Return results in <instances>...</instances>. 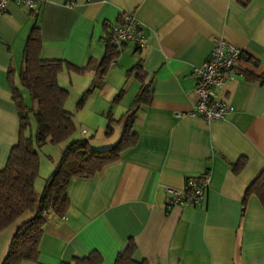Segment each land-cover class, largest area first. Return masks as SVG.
Masks as SVG:
<instances>
[{
  "label": "crops",
  "instance_id": "obj_1",
  "mask_svg": "<svg viewBox=\"0 0 264 264\" xmlns=\"http://www.w3.org/2000/svg\"><path fill=\"white\" fill-rule=\"evenodd\" d=\"M35 13L11 4L0 22V171L20 135L14 89L32 107L20 76L36 24L41 60L82 69L65 67L58 76L70 92L66 109L72 114L75 101L97 83L105 84L106 94L97 97L105 108L116 103L119 91L132 90L130 110L140 89H147L133 127L136 145L96 176L71 180V207L63 219L46 217L36 264L72 262L94 251L103 264H115L130 240L137 246L135 260L148 264H264V205L247 196L264 171V0L246 7L238 0H48ZM125 14L140 23L148 44L122 46L101 80L111 26ZM217 37L244 55L240 75L216 90L234 113L207 123L193 114L199 103L195 71L210 58ZM112 115L115 122L123 117ZM31 129L35 137L37 126ZM40 159L39 178L47 175L36 182L41 191L45 183L38 187V181L51 177L56 162ZM207 172L203 204L168 207V189L183 192L189 179ZM34 217L27 211L0 232V264L18 230Z\"/></svg>",
  "mask_w": 264,
  "mask_h": 264
},
{
  "label": "trees",
  "instance_id": "obj_2",
  "mask_svg": "<svg viewBox=\"0 0 264 264\" xmlns=\"http://www.w3.org/2000/svg\"><path fill=\"white\" fill-rule=\"evenodd\" d=\"M252 0H238L246 7ZM31 10V14L40 12ZM39 26L36 24L25 49L24 65L21 71L22 86L31 96L32 107H28L19 90L14 89L13 99L17 105L20 119V135L18 143L13 147L6 167L0 171V232L11 226L27 211L35 212V217L23 225L10 245L4 264H21L23 262L39 263L40 242L44 234L47 216L54 214L63 219L71 207L68 187L73 178L90 179L107 166L121 160L123 154L136 145L138 136L134 132L136 114L146 100L147 89L141 88L131 109L123 115L119 122H124L120 141L112 149L95 150L88 139L72 141L55 164L51 177L38 194L36 182L39 178L41 159L39 150L47 145H59L69 141L76 133L74 115L66 109L70 92L62 88L58 76L65 67L80 72L82 69L72 67L64 61H43L40 57L42 49ZM119 52L107 40V52L100 68V79L104 80ZM138 70L139 65L133 70ZM254 79H257L254 77ZM264 79V76L259 77ZM88 90L78 106L82 108L91 95ZM121 96L116 98L119 101ZM34 116L37 132H31V117ZM106 134H113L112 122ZM239 167V166H238ZM209 173V172H207ZM256 195L264 205V171L252 183L247 196ZM137 246L130 240L119 253L115 264H148L137 262L135 254ZM62 264H103L102 255L94 251L87 257H75L72 262Z\"/></svg>",
  "mask_w": 264,
  "mask_h": 264
},
{
  "label": "built area",
  "instance_id": "obj_3",
  "mask_svg": "<svg viewBox=\"0 0 264 264\" xmlns=\"http://www.w3.org/2000/svg\"><path fill=\"white\" fill-rule=\"evenodd\" d=\"M48 0H0V22L11 4L19 5L27 10H37ZM132 43L138 49L148 44L147 36L143 33L140 23L131 15L125 14L122 21L111 26L110 44L119 49L125 44ZM215 47L210 58L196 69L195 92L199 103L193 109L195 116L202 117L207 123L225 120L234 113V108L221 101L216 93L228 82L240 75V61L243 51L223 38L214 39ZM210 173L189 179L183 192L168 189L171 197L168 207L191 206L198 207L204 203L209 187Z\"/></svg>",
  "mask_w": 264,
  "mask_h": 264
},
{
  "label": "rangeland",
  "instance_id": "obj_4",
  "mask_svg": "<svg viewBox=\"0 0 264 264\" xmlns=\"http://www.w3.org/2000/svg\"><path fill=\"white\" fill-rule=\"evenodd\" d=\"M105 84H99L97 83L95 86L90 87V89L93 90L91 95H88L85 105L80 108L77 104H79V101H75L74 104V122L76 124V133L74 136L67 142L59 144V145H47L39 150L40 158L44 159L45 165H47L49 162L52 161L57 162L60 158V156L63 154L65 148L72 142L76 141L82 138L88 139L91 142L92 148L95 150H106V149H112L117 145V143L120 141L124 129V122H112V129L113 134L111 136H108L106 134L107 127L110 125L109 122V116L113 113L112 116L115 118H120L125 112H127L133 103L134 96L137 92L134 91H119L116 95L121 96L123 98L122 101H120L121 104L114 103L109 104L105 108L103 104H100V102H97V97L103 96V94H106ZM89 89V90H90ZM74 97H72L71 102L73 103ZM120 105V106H119ZM103 108V109H102ZM99 110L105 111V116H97L96 112H99ZM32 125L33 130L36 131V121L34 116H32ZM85 131V132H84ZM32 132V130H31ZM35 133V132H34ZM48 174V173H47ZM43 176L47 175H40L39 179H42ZM46 183L45 181H38V187L40 183ZM43 183V184H44ZM45 187V185H44ZM44 189V188H43ZM38 188L37 191L42 192V190Z\"/></svg>",
  "mask_w": 264,
  "mask_h": 264
}]
</instances>
